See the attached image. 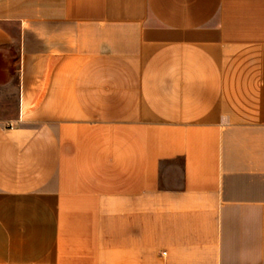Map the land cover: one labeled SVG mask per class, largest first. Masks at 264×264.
Returning <instances> with one entry per match:
<instances>
[{
    "label": "crops",
    "instance_id": "0c3cea01",
    "mask_svg": "<svg viewBox=\"0 0 264 264\" xmlns=\"http://www.w3.org/2000/svg\"><path fill=\"white\" fill-rule=\"evenodd\" d=\"M0 264H264V0H0Z\"/></svg>",
    "mask_w": 264,
    "mask_h": 264
},
{
    "label": "rangeland",
    "instance_id": "374dc122",
    "mask_svg": "<svg viewBox=\"0 0 264 264\" xmlns=\"http://www.w3.org/2000/svg\"><path fill=\"white\" fill-rule=\"evenodd\" d=\"M0 76V81H1ZM18 111L16 88L0 87V122L5 125L15 120Z\"/></svg>",
    "mask_w": 264,
    "mask_h": 264
}]
</instances>
